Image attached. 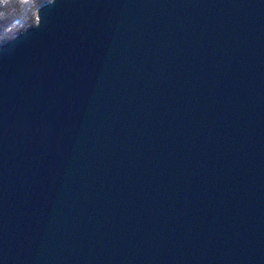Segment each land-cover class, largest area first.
I'll list each match as a JSON object with an SVG mask.
<instances>
[{
  "label": "water",
  "instance_id": "1",
  "mask_svg": "<svg viewBox=\"0 0 264 264\" xmlns=\"http://www.w3.org/2000/svg\"><path fill=\"white\" fill-rule=\"evenodd\" d=\"M0 264H264V0H50L0 45Z\"/></svg>",
  "mask_w": 264,
  "mask_h": 264
},
{
  "label": "trees",
  "instance_id": "2",
  "mask_svg": "<svg viewBox=\"0 0 264 264\" xmlns=\"http://www.w3.org/2000/svg\"><path fill=\"white\" fill-rule=\"evenodd\" d=\"M50 0H0V45L34 25L37 9Z\"/></svg>",
  "mask_w": 264,
  "mask_h": 264
},
{
  "label": "rangeland",
  "instance_id": "3",
  "mask_svg": "<svg viewBox=\"0 0 264 264\" xmlns=\"http://www.w3.org/2000/svg\"><path fill=\"white\" fill-rule=\"evenodd\" d=\"M36 22H37V13H36V18H35V23L34 24H36Z\"/></svg>",
  "mask_w": 264,
  "mask_h": 264
}]
</instances>
